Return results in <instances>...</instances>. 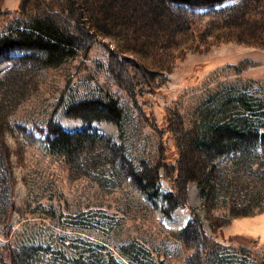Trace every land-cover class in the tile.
I'll list each match as a JSON object with an SVG mask.
<instances>
[{
  "label": "rangeland",
  "instance_id": "rangeland-1",
  "mask_svg": "<svg viewBox=\"0 0 264 264\" xmlns=\"http://www.w3.org/2000/svg\"><path fill=\"white\" fill-rule=\"evenodd\" d=\"M20 1L0 0V11L9 10L0 14V33L24 26L34 2L26 0L20 8ZM119 1L120 7L115 0L111 3L113 10L119 7L128 13L126 27H122L154 35L168 28L169 36L180 42L163 54L169 70L166 66L154 73L135 71L134 60H125L134 69L131 91L125 81L120 84L112 75L109 49L116 41L104 27L87 36L76 53L55 64L42 63L37 50L32 53L14 46L0 51V138L7 147L11 171L10 184L7 180L0 183V254L8 245L13 255L21 252L13 264H62L63 256L79 251L95 253L99 264L109 255L121 264H190L197 246L180 240L177 232L191 220L200 223L207 241L231 252L246 238L242 246L246 244V249L264 260V210L230 215L223 201L206 204L201 183L191 179L186 183L184 203L166 213L164 195L170 183L162 176L163 169L159 167L154 191L134 186L123 168L132 157L155 161L162 145L174 158L175 144L188 138L200 106L215 94L240 90L264 100V45L236 39L213 41L211 30L204 26L214 18L218 5L194 8L195 15L187 22L190 30L179 37L174 25L164 21H153L144 29L145 12L137 0ZM236 1L226 0L222 5ZM257 5L249 7L250 15ZM189 32H195L194 43ZM155 53L147 54L157 59ZM106 93L117 97L123 108L122 122L128 127L124 157L120 165L100 161L92 167L90 149L96 145L87 142L84 148L90 151L83 164L89 169L77 174L79 167L69 169L65 156L49 147V126L57 122L69 132L97 131L118 142L114 122L64 113L80 98H101ZM230 155L222 154L213 162L227 166ZM253 169L258 174L245 179L261 187L264 164H254ZM239 172L244 175L246 171ZM1 175L5 172L0 165ZM130 240L140 252L137 263L119 251V245ZM0 264H5L1 258Z\"/></svg>",
  "mask_w": 264,
  "mask_h": 264
},
{
  "label": "trees",
  "instance_id": "trees-1",
  "mask_svg": "<svg viewBox=\"0 0 264 264\" xmlns=\"http://www.w3.org/2000/svg\"><path fill=\"white\" fill-rule=\"evenodd\" d=\"M113 0H32L28 19L24 26L15 25L13 28L0 33V51L16 47L26 51L37 50L41 62L45 65L55 64L69 55H73L84 45L87 36L109 29L107 33L116 41L109 49V67L113 77L131 91L130 76L135 71H150L163 69L166 53L171 46H177L176 38L170 35L168 28H161L160 34L143 33L134 28H125L124 20L128 13L119 0L118 10H113ZM226 0H137L144 10L142 17L145 29L153 21H164L174 25L179 31V37L187 34L188 21L194 17V8L218 5L216 14L204 29L211 30L213 41L240 40L252 44L264 45V0H238L222 5ZM26 0L20 1V8L25 7ZM253 2V3H252ZM254 2L258 9L250 15L248 9ZM261 6V7H259ZM173 8V9H172ZM9 10L0 11V14ZM141 12V13H144ZM125 26V27H122ZM193 30V28H191ZM176 33V32H175ZM173 34V33H172ZM188 41L194 43V34L190 33ZM176 35V34H173ZM190 42V43H191ZM191 43V45L193 44ZM124 45V46H123ZM190 45V46H191ZM174 47V48H175ZM183 54V46L180 45ZM151 49V50H150ZM153 50V51H152ZM155 57L150 58L147 53ZM180 53V54H181ZM128 55H131L130 57ZM154 56V55H153ZM178 52L167 63L172 62ZM134 57V58H133ZM133 59L136 68L129 69L125 60ZM114 66V69H113ZM118 66V68H117ZM167 70L170 69L168 65ZM149 83V82H146ZM227 93L215 94L202 107L197 122L189 131L185 140L175 144V157L172 151L161 146L155 161L146 162L141 158L132 157L131 163L123 161V168L130 176L131 183L140 188H153L157 191L159 167L163 169V177L170 183L169 190L164 195L169 213L177 205H182L185 199V187L189 180H197L202 185V194L206 204L220 200L229 207L230 215H253L264 210V179L261 187L248 183L245 177L258 174L253 169L254 164H264V100L253 97L245 91L226 90ZM66 115H77L85 120L92 118L106 119L116 124L118 142L97 132L81 129L69 132L55 122L49 126L50 136L47 138L49 147L65 156L69 169L79 167L77 174L87 173L89 167L83 162L91 152L95 167L100 161L120 165L124 157V146L128 127L123 121V108L117 97L106 93L103 97H84L72 102L65 108ZM87 142L95 147L84 148ZM4 141L0 138V165L5 175H1L0 183L10 184L11 171L8 153ZM222 154L230 155V164L216 165L213 160ZM100 158V159H99ZM240 170L246 171L244 175ZM76 172V171H75ZM76 174V175H77ZM264 175V174H262ZM261 175V176H262ZM177 236L185 243L197 246V252L191 256L190 264H264V260L245 248L248 241L242 240L238 247L228 252L223 246L219 247L212 241H207L199 222L188 220L178 230ZM120 252L131 262L138 260L135 241L123 242L119 245ZM24 248L22 249V251ZM21 252L12 254L7 245L0 258L5 264H13L15 257ZM17 263V262H16ZM21 264L30 262L18 261ZM62 264H99L95 253L81 252L71 257H64ZM102 264H121L113 255H109Z\"/></svg>",
  "mask_w": 264,
  "mask_h": 264
}]
</instances>
